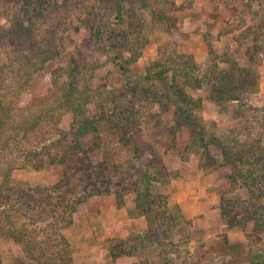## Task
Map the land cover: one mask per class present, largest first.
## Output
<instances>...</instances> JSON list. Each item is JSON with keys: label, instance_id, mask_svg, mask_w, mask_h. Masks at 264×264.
<instances>
[{"label": "rangeland", "instance_id": "1", "mask_svg": "<svg viewBox=\"0 0 264 264\" xmlns=\"http://www.w3.org/2000/svg\"><path fill=\"white\" fill-rule=\"evenodd\" d=\"M39 1L48 9L32 33L57 53L36 71L30 97L47 94L54 84L60 97L74 82L86 100L84 113L99 120L97 131L81 138L82 149L70 151L63 163L12 171L14 199L32 202L20 220L37 241L45 245L49 237L57 248L66 240L73 264H264V174L245 184L241 171H264V0H150L174 19L161 22L141 0H126L140 15V31L130 10L116 18L113 0ZM23 2L0 0V21L22 16ZM96 14L110 26L100 37ZM30 40H21L27 51ZM236 64L259 74L258 88L240 99L215 102L194 87L193 77L204 79L214 65ZM121 112L129 120L118 126ZM77 127L64 106L59 129L46 142L61 137L67 146ZM238 153L244 159L236 167L230 160L236 162ZM146 169L151 189L165 197V210L178 207L183 218L161 235L136 207ZM87 190L102 193L74 210L67 206ZM44 206L48 212H41ZM29 259L19 242L0 236L2 264Z\"/></svg>", "mask_w": 264, "mask_h": 264}, {"label": "trees", "instance_id": "2", "mask_svg": "<svg viewBox=\"0 0 264 264\" xmlns=\"http://www.w3.org/2000/svg\"><path fill=\"white\" fill-rule=\"evenodd\" d=\"M111 1L100 0L105 5ZM113 3L116 9V18H120L123 11L130 10L132 19L136 20L133 26L136 31H140L143 24L139 21L140 15L135 10L134 2L129 4L126 0H113ZM140 5L155 21L173 19L172 16L165 13L162 7L154 5L150 0H141ZM21 9L24 10L22 16L18 15L16 20L11 21L9 18H4L0 21V55L3 56H0V236L19 242L24 251L30 255L31 263L23 262L22 264H73L72 250L66 240L62 242L63 245L56 248L54 244L49 246L51 241L48 237L44 241V245L37 241L36 233L27 226L25 221L20 220L22 215L28 213L32 202L21 198L14 199L10 175L15 168H41L48 163H63L70 151L82 149L81 138L85 134L97 131L96 123L99 118L97 115L90 117L84 113L83 101L85 98L82 94L77 96L74 82L60 97L57 96L55 84L47 94L35 98L30 97V82L33 76L44 65V62L57 52L54 46H51L50 50L46 49L48 46H41L38 38L36 37V40L32 33L33 30L36 31L37 19L44 20L46 16L48 8L43 6V2L24 0ZM95 25L100 28L96 32L99 37L106 34V31H110V26L106 25L99 14H96ZM122 35L127 37V32H123ZM24 36H27L28 40L31 39V45L27 48L29 52L21 43ZM4 45L6 48L1 50ZM31 49H34L36 53L33 57L29 56L33 51ZM213 67L214 69L210 73L204 74V79L193 77V81L199 84L197 86L193 84L194 87L204 89L206 97L212 101L223 103L228 100H237L248 90L258 88L259 74L250 66L236 64L222 69L217 68V65ZM179 94L182 95L181 97L187 95L182 90ZM64 106L72 111L78 124L74 140L72 139L67 146H62L61 137L57 142L48 143L46 142L48 135H52L59 129L58 111ZM103 115H105L104 112ZM127 119L128 117L124 118V112H121L115 121L120 126L129 120ZM58 133L64 134V132ZM65 137L67 136L65 135ZM56 145L62 146L63 150L54 152ZM226 154L231 155V152L226 151ZM243 159L244 155L238 153L236 162L232 159L230 161L238 167L241 166L239 163H242ZM241 171L245 184L251 183L252 179L260 178L262 173L264 174L260 168H251L246 171L242 169ZM150 174L149 169L144 170L142 174L141 179L144 185L136 189L138 190L135 198L136 207L145 214L154 232L161 235L162 230L170 227L169 223L173 221L176 224L177 220L183 218L178 207L175 212L165 210L168 209L166 202H162L165 197L151 189L153 178L149 176ZM97 193L102 192L101 190H87L83 198L79 197L77 202L73 201L67 206L69 205L74 210L77 203L83 201L85 197ZM116 195L117 202L121 203V192H117ZM44 202L43 199L40 200V204ZM156 203H158V208ZM47 204L54 206L51 200H48ZM44 207L45 209L42 207L41 212H48V208ZM166 215L169 217V222L164 220ZM64 239L62 238V240ZM53 246L55 249L52 248ZM0 264H2L1 260Z\"/></svg>", "mask_w": 264, "mask_h": 264}]
</instances>
